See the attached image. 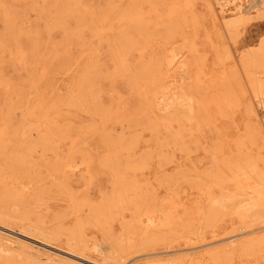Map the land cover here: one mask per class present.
<instances>
[{"label":"rangeland","instance_id":"374dc122","mask_svg":"<svg viewBox=\"0 0 264 264\" xmlns=\"http://www.w3.org/2000/svg\"><path fill=\"white\" fill-rule=\"evenodd\" d=\"M0 193V264H264V0H0Z\"/></svg>","mask_w":264,"mask_h":264},{"label":"bare ground","instance_id":"6f19581e","mask_svg":"<svg viewBox=\"0 0 264 264\" xmlns=\"http://www.w3.org/2000/svg\"><path fill=\"white\" fill-rule=\"evenodd\" d=\"M3 198H5V197H3L2 194L0 193V222H2L3 219L8 215V211H7V208H6L5 200Z\"/></svg>","mask_w":264,"mask_h":264}]
</instances>
